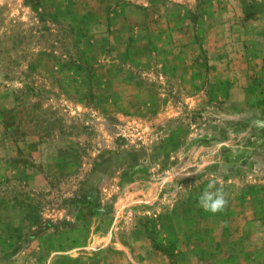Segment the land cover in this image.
I'll return each instance as SVG.
<instances>
[{
    "label": "rangeland",
    "instance_id": "374dc122",
    "mask_svg": "<svg viewBox=\"0 0 264 264\" xmlns=\"http://www.w3.org/2000/svg\"><path fill=\"white\" fill-rule=\"evenodd\" d=\"M256 120L264 0H0V264H264Z\"/></svg>",
    "mask_w": 264,
    "mask_h": 264
},
{
    "label": "clouds",
    "instance_id": "9594fccd",
    "mask_svg": "<svg viewBox=\"0 0 264 264\" xmlns=\"http://www.w3.org/2000/svg\"><path fill=\"white\" fill-rule=\"evenodd\" d=\"M253 126L257 128H264V120L253 121ZM201 169L196 168L194 172H189L188 175L197 174ZM198 205L206 212L213 214L222 212L227 206V200L223 192L222 186H217L216 180H211L207 189L203 191L198 199Z\"/></svg>",
    "mask_w": 264,
    "mask_h": 264
}]
</instances>
